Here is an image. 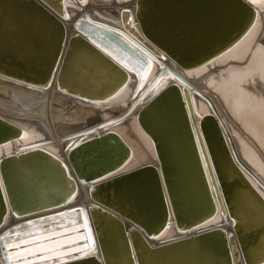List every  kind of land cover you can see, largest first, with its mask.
Segmentation results:
<instances>
[{
	"label": "water",
	"instance_id": "95a60500",
	"mask_svg": "<svg viewBox=\"0 0 264 264\" xmlns=\"http://www.w3.org/2000/svg\"><path fill=\"white\" fill-rule=\"evenodd\" d=\"M64 3L0 0V75L42 89L55 79L59 90L97 99L128 84L130 74L141 84L150 59L119 32L86 18L77 20L78 33L68 40ZM129 6L134 15L128 8L121 12L128 34L184 70L204 67L231 49L258 17L247 0H132ZM189 94L171 82L139 111L138 123L154 148L152 163L121 173L133 151L114 131L70 149L71 169L87 185L86 209L68 207L78 185L56 156L33 148L2 157L0 230L9 213L28 218L1 233L3 264H264V196L217 117L197 115ZM22 136L20 127L0 118V147ZM218 209L229 233L212 228L155 246L149 242L173 218L176 229L187 233ZM74 244L80 247H69ZM62 246L64 251L41 258Z\"/></svg>",
	"mask_w": 264,
	"mask_h": 264
},
{
	"label": "bare ground",
	"instance_id": "6f19581e",
	"mask_svg": "<svg viewBox=\"0 0 264 264\" xmlns=\"http://www.w3.org/2000/svg\"><path fill=\"white\" fill-rule=\"evenodd\" d=\"M247 1L255 6L258 17L243 39L204 67L184 70L168 58L163 61L156 57L122 27V10L131 9L134 15L129 6L132 0H65L69 14L64 20L68 40L78 33L77 20L86 18L119 32L150 59L152 68L141 84L135 73L130 74L128 84L104 99L59 90L55 79L50 88L42 89L0 75V118L23 130L22 139L0 147V159L33 148L51 153L62 160L77 181L78 195L68 207L86 209L90 204L87 185L71 169L70 149L87 138L114 131L133 151L132 160L121 173L152 163L156 160L154 148L137 115L147 101L174 82L189 89L190 106L197 115L211 113L217 117L231 150L264 196V0ZM138 84L141 88L137 91ZM25 219L28 218L16 219L9 213L0 235ZM171 220L172 224L160 236L149 241L152 246L212 228L229 233L219 209L209 222L187 233L179 232L174 218ZM123 221L128 230L130 223L124 218ZM0 264H3L1 255Z\"/></svg>",
	"mask_w": 264,
	"mask_h": 264
},
{
	"label": "snow or ice",
	"instance_id": "6c2138e0",
	"mask_svg": "<svg viewBox=\"0 0 264 264\" xmlns=\"http://www.w3.org/2000/svg\"><path fill=\"white\" fill-rule=\"evenodd\" d=\"M86 2V0H85ZM253 2H255V0H253ZM111 55V54H110ZM82 212V210H80ZM86 223V222H85ZM5 248H9L11 245L8 243V240H9V237L6 236L5 238ZM65 239H70V237H65ZM54 243L57 242V241H53ZM40 247H43V245H39ZM70 248L71 247H74V248H79L80 245L78 244H74V245H71L69 246ZM21 250H28V249H21ZM65 249L62 247L60 248H57V249H54V250H50V251H46L45 253H43L41 255V258H43V256H46V255H56L57 253L61 252V251H64ZM87 253H82V255H86ZM35 255V254H34ZM17 264H23V261H17ZM61 264H65V262L63 260H61Z\"/></svg>",
	"mask_w": 264,
	"mask_h": 264
}]
</instances>
